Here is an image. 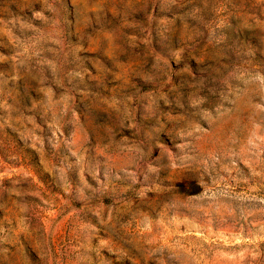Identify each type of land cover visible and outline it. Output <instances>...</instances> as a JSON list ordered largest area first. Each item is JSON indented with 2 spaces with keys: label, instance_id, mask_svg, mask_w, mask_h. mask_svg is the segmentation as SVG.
I'll list each match as a JSON object with an SVG mask.
<instances>
[{
  "label": "clouds",
  "instance_id": "clouds-1",
  "mask_svg": "<svg viewBox=\"0 0 264 264\" xmlns=\"http://www.w3.org/2000/svg\"><path fill=\"white\" fill-rule=\"evenodd\" d=\"M148 4L158 6L165 19L157 20L155 29L151 23L141 28L148 33L142 53L132 50L139 46L135 39L123 38V26L106 24L105 4L96 5L94 20L85 25L90 32L79 23L74 27L70 18L65 36L62 20L56 19L59 0L45 3L50 17L33 12L44 21L45 32L14 38V54L0 53V63L12 62L11 73H0V96L9 81L13 84L2 105L7 119L15 111L7 98L14 99L21 80L44 93L31 110H42L45 116L51 112L57 130L70 114L75 160L67 166L78 171L79 179L74 186L65 181V191L70 199L84 201L79 212L85 215L99 216L95 203L106 195L113 198L117 217L127 214L134 220L144 215L141 204L159 202L167 210L184 199L213 200L230 195L228 180L239 172L238 160H251L264 169V0H214L210 24L204 20L206 4L146 0ZM120 6L121 11L128 7L123 0ZM110 7L113 15L121 14L116 0ZM169 15L185 22L178 38ZM48 40L55 47L37 49L40 41ZM90 51L112 67L90 59L85 55ZM41 52L51 59H41ZM112 82L115 86L109 88ZM46 84L59 85L60 97L54 98ZM76 96L84 105L79 115L71 107ZM60 176L64 179L63 169ZM260 202L264 204V198ZM0 231V264H33L18 246L14 230ZM81 247H88L87 242ZM39 248L35 264H60L43 233Z\"/></svg>",
  "mask_w": 264,
  "mask_h": 264
},
{
  "label": "rangeland",
  "instance_id": "rangeland-1",
  "mask_svg": "<svg viewBox=\"0 0 264 264\" xmlns=\"http://www.w3.org/2000/svg\"><path fill=\"white\" fill-rule=\"evenodd\" d=\"M46 2L52 3V0H0V53L14 54V38L23 40L35 37L38 31L45 32L44 21L35 19L33 12L50 17ZM111 2L59 0L62 7L56 19L62 20L65 36L70 18L74 27L79 23L85 32H90L91 27L85 25L94 20L96 5H109L105 7L106 24L114 28L123 26V38L135 39L139 46L132 50L142 53L148 33L141 28L151 23L155 29L157 20L165 19L164 15L158 6H145L146 0H123L128 7L122 11L120 0H116L121 14L113 15ZM213 2L192 0V3L208 6L205 24H210L215 16L211 8ZM167 19L172 20L174 35L178 38L185 22L170 15ZM152 35L155 36V32ZM41 45L55 47L51 40L40 41L37 49ZM125 47L131 45L125 44ZM153 48L158 51L155 43ZM85 55L104 64L95 51ZM40 58L51 59V56L41 52ZM50 71L47 69L45 75ZM89 71L96 75L94 67H89ZM11 72L12 62L0 63V73ZM16 84L14 99L7 98V103L15 109L11 120L7 119L8 110L2 106L7 92L13 89L11 81L0 96V229L14 230L18 246L33 264L40 260L41 233L48 237L60 264H264V204L260 202V198H264V169L259 163L236 162L239 172H232L235 179L228 180L230 195L227 196L213 200L184 199L167 210L159 202L141 204L139 210L144 215L134 220L127 214L117 217L112 207L114 200L106 195L95 203L100 209L99 216L95 212L85 215L79 212L84 201L70 199L65 191V181L74 186L79 179L78 171L67 166L75 160L72 155L75 144L71 143L75 139L74 125L67 123L70 114L57 130L53 127L51 112L45 116L42 110H31L33 101L44 93L22 80ZM45 86L51 87L54 98H59L63 92L59 85ZM114 86L115 82L109 84V88ZM83 106L76 96L71 107L77 110V115ZM65 140L70 143L65 144ZM61 169L64 179L60 176ZM86 179L93 187L98 186L90 177ZM101 219L108 223H101ZM81 224L91 227L84 229ZM85 242L88 247H81Z\"/></svg>",
  "mask_w": 264,
  "mask_h": 264
}]
</instances>
